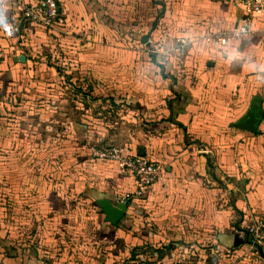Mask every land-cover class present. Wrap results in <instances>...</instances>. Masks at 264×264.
Returning a JSON list of instances; mask_svg holds the SVG:
<instances>
[{
    "label": "crops",
    "instance_id": "1",
    "mask_svg": "<svg viewBox=\"0 0 264 264\" xmlns=\"http://www.w3.org/2000/svg\"><path fill=\"white\" fill-rule=\"evenodd\" d=\"M32 1L8 0L0 31V264H264V229L261 252L247 231L264 219V84L249 68L264 65V14L231 0H57L44 30L26 22ZM213 31L227 42H208ZM251 104L254 132L235 125ZM41 118L50 135L28 136ZM107 144L161 166L144 195L89 158ZM103 198L126 205L116 225Z\"/></svg>",
    "mask_w": 264,
    "mask_h": 264
},
{
    "label": "built area",
    "instance_id": "2",
    "mask_svg": "<svg viewBox=\"0 0 264 264\" xmlns=\"http://www.w3.org/2000/svg\"><path fill=\"white\" fill-rule=\"evenodd\" d=\"M241 3L249 15L264 14V0H231ZM23 14L28 24H33L44 30L52 29L60 17L57 0H33L23 8ZM246 32L242 27L234 34L236 37ZM228 34L224 31H213L205 36L208 42L223 45L227 42ZM183 42L182 39H179ZM166 54V52H163ZM1 101V97H0ZM89 158L114 164L120 170L131 173L135 177V195H144L149 187L161 176L162 168L158 163L143 156L129 155L116 144L89 147ZM264 219L257 218L248 226L250 248L255 249L263 240Z\"/></svg>",
    "mask_w": 264,
    "mask_h": 264
},
{
    "label": "water",
    "instance_id": "3",
    "mask_svg": "<svg viewBox=\"0 0 264 264\" xmlns=\"http://www.w3.org/2000/svg\"><path fill=\"white\" fill-rule=\"evenodd\" d=\"M147 35L142 37V42L146 43ZM262 116V113L259 107L255 104H251L249 109L246 111L245 115L242 116L236 123L238 127H241L245 130L254 132L256 131V125ZM137 154L139 156H143L144 152L141 147L138 148ZM97 204L100 207L101 213L104 215V221L111 223L112 225H116L117 222L125 215L126 205L124 203H118L114 205L108 198H103L101 200H97ZM258 250L261 252L260 247Z\"/></svg>",
    "mask_w": 264,
    "mask_h": 264
},
{
    "label": "clouds",
    "instance_id": "4",
    "mask_svg": "<svg viewBox=\"0 0 264 264\" xmlns=\"http://www.w3.org/2000/svg\"><path fill=\"white\" fill-rule=\"evenodd\" d=\"M11 5L8 0H0V31H9L13 25L11 23L12 17L10 16ZM233 56L238 55L233 52ZM249 68L255 73V79L258 83L264 84V65L251 64Z\"/></svg>",
    "mask_w": 264,
    "mask_h": 264
},
{
    "label": "rangeland",
    "instance_id": "5",
    "mask_svg": "<svg viewBox=\"0 0 264 264\" xmlns=\"http://www.w3.org/2000/svg\"><path fill=\"white\" fill-rule=\"evenodd\" d=\"M12 118H14L15 120L13 121V122H16L17 121V117H12ZM46 118H41V120H39L38 121V123H36V121H33V123L35 122L36 124L34 125V127H30V128H28L26 131H27V135L28 136H30L31 135V133H35L34 131H38L39 132V137H41V138H45L46 139V134L48 133V132H51V130H49L48 132H46V130H45V127H44V124H45V122H44V120H45ZM32 120H36V117L35 118H33ZM49 135H50V133H48ZM59 135H60V137H61V133H59Z\"/></svg>",
    "mask_w": 264,
    "mask_h": 264
}]
</instances>
